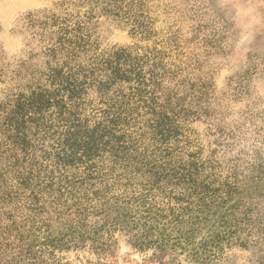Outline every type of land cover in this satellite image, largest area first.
Masks as SVG:
<instances>
[{"label": "trees", "instance_id": "16d2710c", "mask_svg": "<svg viewBox=\"0 0 264 264\" xmlns=\"http://www.w3.org/2000/svg\"><path fill=\"white\" fill-rule=\"evenodd\" d=\"M151 2L99 4L132 36L179 51L173 34L157 39ZM48 21L45 69H26L23 77L20 68L10 72L7 82L16 81L17 92L0 101V264H59L57 252L85 243L88 217L119 204L133 210L132 224L140 226L134 247L158 248L171 231L151 214L146 198L152 191L195 195L203 208L237 193L235 182L206 165L186 136L207 109L203 87L179 92L182 82L162 50L100 53L82 22ZM48 21L40 26L42 41ZM6 74L0 67V84ZM136 190L141 194L134 199L128 191ZM182 216L180 210L168 223Z\"/></svg>", "mask_w": 264, "mask_h": 264}, {"label": "rangeland", "instance_id": "374dc122", "mask_svg": "<svg viewBox=\"0 0 264 264\" xmlns=\"http://www.w3.org/2000/svg\"><path fill=\"white\" fill-rule=\"evenodd\" d=\"M99 3L0 0V67L7 71L0 101L17 92L18 83L7 82L10 72L20 68L23 77L26 69H45L50 16L68 24L82 22L84 34L100 53L114 48H131L139 54L162 50L164 63L175 67L182 82L179 92L191 85L205 91L201 101L207 109L186 133L191 149L235 182L238 191L225 204L207 208L196 203L195 195L186 199L152 191L146 198L151 214L162 217L160 223L171 231L160 247H134L140 226L132 224L133 210L119 204L90 215L85 243L57 252L56 260L59 264H264V0H154L149 4L152 29L157 39L173 34L179 51L155 44L156 38L132 36L128 26L102 12ZM46 21L42 41L38 35ZM128 193L136 199L141 191ZM180 210L182 218L168 223ZM173 237L181 240L176 243ZM102 239L107 243L104 248L97 246ZM201 247L212 252L201 254Z\"/></svg>", "mask_w": 264, "mask_h": 264}]
</instances>
